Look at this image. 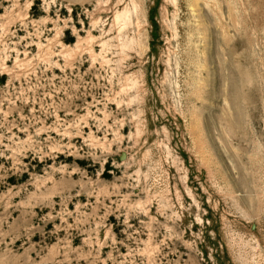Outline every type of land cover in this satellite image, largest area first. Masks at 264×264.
I'll list each match as a JSON object with an SVG mask.
<instances>
[{
	"label": "rangeland",
	"instance_id": "1",
	"mask_svg": "<svg viewBox=\"0 0 264 264\" xmlns=\"http://www.w3.org/2000/svg\"><path fill=\"white\" fill-rule=\"evenodd\" d=\"M0 264H264V0H0Z\"/></svg>",
	"mask_w": 264,
	"mask_h": 264
}]
</instances>
